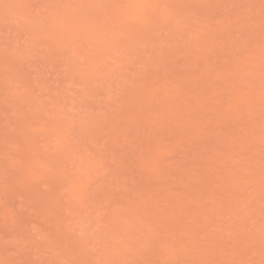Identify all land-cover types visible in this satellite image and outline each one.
<instances>
[{"label": "rangeland", "instance_id": "obj_1", "mask_svg": "<svg viewBox=\"0 0 264 264\" xmlns=\"http://www.w3.org/2000/svg\"><path fill=\"white\" fill-rule=\"evenodd\" d=\"M0 264H264V0H0Z\"/></svg>", "mask_w": 264, "mask_h": 264}]
</instances>
